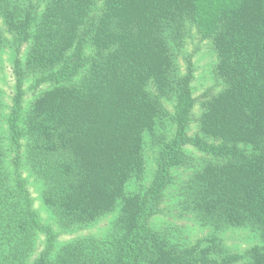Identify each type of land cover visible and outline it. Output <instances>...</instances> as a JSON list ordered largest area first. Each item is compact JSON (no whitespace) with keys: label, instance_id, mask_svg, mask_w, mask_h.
Here are the masks:
<instances>
[{"label":"trees","instance_id":"16d2710c","mask_svg":"<svg viewBox=\"0 0 264 264\" xmlns=\"http://www.w3.org/2000/svg\"><path fill=\"white\" fill-rule=\"evenodd\" d=\"M191 28L218 60L219 88L200 98L181 65ZM6 61L0 264H264V0H0V79ZM149 136L156 172L128 192L144 177ZM190 147L206 158L182 209L216 231L247 229L243 250L153 226ZM32 183L57 227L34 207ZM109 214L101 235L58 242Z\"/></svg>","mask_w":264,"mask_h":264},{"label":"rangeland","instance_id":"374dc122","mask_svg":"<svg viewBox=\"0 0 264 264\" xmlns=\"http://www.w3.org/2000/svg\"><path fill=\"white\" fill-rule=\"evenodd\" d=\"M183 49L184 54L181 56V65L183 70L187 69L188 65L193 68L195 95L200 98L205 91L211 88H219L217 84L219 80L213 72L218 60L212 39L202 38L194 28L188 29ZM4 64V77L0 79V87L10 94V89H12L14 82L9 62L6 61ZM200 111V105L197 104L195 116ZM189 151L193 155L192 163L190 165L178 166L172 170V183L166 188L159 211L152 219L153 226L168 233L172 239L184 243H193L199 238L215 233L224 240L232 251L243 250L252 241L250 232L247 229L230 227L216 231L214 227L200 223L191 212L182 209L184 183L192 171L200 167L206 158L201 151L193 147H190ZM145 156L146 171L144 177L140 180H131L127 185L128 192L138 191L143 187H147L153 180L157 169L158 150L157 146L153 144L151 136L146 137ZM30 189L34 207L40 213L42 220L55 225L34 183L30 185ZM113 216V214H109L99 219L89 228L70 233L60 231L58 242H67L82 235L91 234L99 236L107 229ZM39 242V248H42L44 246L43 234H40Z\"/></svg>","mask_w":264,"mask_h":264}]
</instances>
